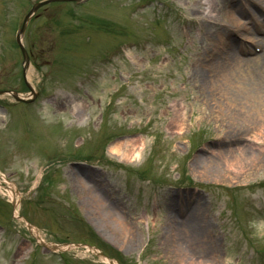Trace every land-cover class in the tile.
Masks as SVG:
<instances>
[{"label": "rangeland", "instance_id": "obj_1", "mask_svg": "<svg viewBox=\"0 0 264 264\" xmlns=\"http://www.w3.org/2000/svg\"><path fill=\"white\" fill-rule=\"evenodd\" d=\"M38 1L48 0H0V264H264V139L219 138L227 122L192 76L206 53L200 20L225 16L221 0L44 2L21 34L24 77L15 35ZM143 1L152 4L134 11ZM189 20L192 36L179 31ZM175 105L185 134L170 122ZM125 141L139 156H123L131 142L112 149ZM253 149L257 166L244 159ZM234 150L247 153L239 172L201 164ZM182 207L208 221L195 253L171 234Z\"/></svg>", "mask_w": 264, "mask_h": 264}, {"label": "bare ground", "instance_id": "obj_2", "mask_svg": "<svg viewBox=\"0 0 264 264\" xmlns=\"http://www.w3.org/2000/svg\"><path fill=\"white\" fill-rule=\"evenodd\" d=\"M217 0H205V2H209L211 5L213 2ZM223 3V12L219 11L218 14H224L225 16H218V19L213 18L212 10L209 11L206 18H202L200 20V25L198 29V33L201 31V28L205 29L202 33L201 43L203 44L204 49L214 48L213 50H221L220 44L218 42H224L226 38H229L232 33L245 35L247 33H253L255 30L250 28L247 24L243 22L246 16H250L255 19L254 13L252 11V6H260V10L264 11V0H221ZM231 2V5L228 3ZM226 3V4H224ZM253 3V4H252ZM217 4V3H216ZM215 3L214 6L217 7ZM211 9V8H210ZM222 14V15H223ZM210 17H209V16ZM208 20L218 21L217 27L209 25L207 23ZM251 21V19H248ZM259 22V21H258ZM190 30L189 36L193 35L192 26H197V23L193 20L188 21ZM261 26V23L259 24ZM214 29L217 33V41L211 40L209 35L213 33ZM257 33V32H256ZM247 39V42L253 44L256 40L253 37L246 35L244 37ZM259 42L264 46V39H258ZM230 42V41H226ZM236 44V42L234 41ZM260 43V44H261ZM225 44V43H224ZM222 45V44H221ZM258 45L257 43L253 44ZM238 49H245L244 52H249L247 49V45L241 43L239 46L236 44ZM260 47V46H256ZM253 50V47L250 49ZM236 49L232 48L227 55L221 53L214 62L208 63V61L200 62V65H195L194 74L192 76L199 79L202 87L209 84L208 87H205L207 91L205 101L214 109L218 108L219 112H217L219 118L227 123L224 124L225 131L223 134L219 136V138H231V137H241L245 135H249L253 139H264V53L260 56H256L255 58H247L244 59L235 54ZM240 51V50H239ZM240 53V52H239ZM208 57V56H207ZM216 65V70L213 66ZM209 77L211 79H209ZM201 87V88H202ZM226 106V108L224 107ZM233 109V110H232ZM234 110L238 111V113L234 112ZM171 123H174L179 128V132L184 129L185 125V116L180 112V108L178 105L174 107V116L172 117ZM223 126V127H224ZM251 134V135H250ZM140 141V139H139ZM131 141H125L123 143H118L113 146V150L116 152L122 151V147L128 146ZM137 142V141H135ZM131 142L132 147H129L128 152H124L123 156L126 158H132L135 156H139V146L135 145L136 143ZM130 144V145H131ZM140 145H144L143 143ZM244 148H239L240 150ZM234 151H224L221 158L217 157H209L202 158L201 164H206L208 168V173L212 174V167L216 164L223 163V165L227 166L229 170H234L239 172V168L243 162L246 160L256 164H261L260 155L256 154L255 149L252 150V155L244 158L247 153L240 154L239 156H231L228 157L230 153L233 154ZM214 165V166H213ZM217 179V178H216ZM81 184L82 181H79ZM1 191L8 195V197L14 202H16L15 198V188L11 185L6 186L5 188H1ZM96 194V199L100 203H105L104 196ZM111 198V194H107ZM105 195V196H107ZM112 199V198H111ZM185 210V209H183ZM109 212V210H107ZM113 214V213H112ZM186 218L180 221L181 230L179 233H171L175 235L176 243L178 242L177 249L180 252H194L196 250L204 247L207 241V237H205V228L208 225V221L203 218L192 216L184 212ZM117 216V214H114ZM119 222L125 225L127 222L124 218H117ZM120 223V224H121ZM174 226V224H173ZM35 233L34 229H30ZM37 232V231H36ZM128 235V234H127ZM127 239H129L127 237ZM73 248V246H69V248ZM201 247V248H200ZM89 253H92L90 249H88ZM106 261V259L104 260ZM112 264H116L113 262ZM199 264H209L208 262H199Z\"/></svg>", "mask_w": 264, "mask_h": 264}, {"label": "water", "instance_id": "obj_3", "mask_svg": "<svg viewBox=\"0 0 264 264\" xmlns=\"http://www.w3.org/2000/svg\"><path fill=\"white\" fill-rule=\"evenodd\" d=\"M40 5H42V4L40 3V4L36 5V7L34 8V10H36ZM23 31H24V28L22 29L21 33H22ZM19 44H20V46H21V49H22V52H23L25 58L27 59V56H26L25 50H24V48H23V46H22V44H21V35H20V38H19ZM24 70H25V69H24Z\"/></svg>", "mask_w": 264, "mask_h": 264}]
</instances>
